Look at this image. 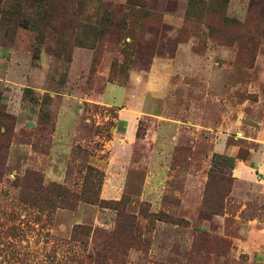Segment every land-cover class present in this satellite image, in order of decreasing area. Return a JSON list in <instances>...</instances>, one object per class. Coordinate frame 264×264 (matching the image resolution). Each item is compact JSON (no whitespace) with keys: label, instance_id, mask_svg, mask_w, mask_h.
Segmentation results:
<instances>
[{"label":"rangeland","instance_id":"obj_1","mask_svg":"<svg viewBox=\"0 0 264 264\" xmlns=\"http://www.w3.org/2000/svg\"><path fill=\"white\" fill-rule=\"evenodd\" d=\"M0 264H264V0H0Z\"/></svg>","mask_w":264,"mask_h":264},{"label":"crops","instance_id":"obj_2","mask_svg":"<svg viewBox=\"0 0 264 264\" xmlns=\"http://www.w3.org/2000/svg\"><path fill=\"white\" fill-rule=\"evenodd\" d=\"M121 118L125 121L126 127L124 129V133L128 134V131H129L131 125H133V121L135 120V118L133 117V113L127 111L126 113L121 115ZM128 135L130 136V133ZM129 136H127V137H129Z\"/></svg>","mask_w":264,"mask_h":264}]
</instances>
